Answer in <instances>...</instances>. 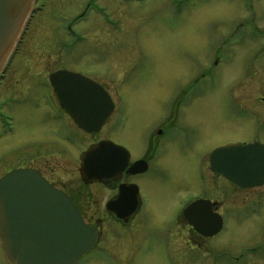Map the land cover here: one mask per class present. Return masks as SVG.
I'll return each mask as SVG.
<instances>
[{
    "label": "rangeland",
    "instance_id": "obj_1",
    "mask_svg": "<svg viewBox=\"0 0 264 264\" xmlns=\"http://www.w3.org/2000/svg\"><path fill=\"white\" fill-rule=\"evenodd\" d=\"M34 4L41 9L28 21L18 57L0 83V178L17 168V145L46 133L48 74L55 69L89 71L120 96L128 111L123 138L138 152L142 131L170 115L176 96L184 95L185 101L192 96L177 114L188 130L176 128V141L166 145L161 172L145 182L147 213L152 216L143 236L150 241L149 248L132 256L125 251L123 258L105 262L92 260L90 252L79 264H173L174 255L164 244L170 237L166 229L179 219L178 212L192 194L211 197L224 214L225 226L212 239L191 237L185 227L171 232L181 264H264V185L239 188L208 171L206 160L222 145L264 142V53L259 55L264 35L256 32H264V0H34ZM81 14L86 19L74 23ZM67 47L76 50L67 54L63 51ZM206 71L208 78L183 93ZM57 172L73 188L80 185L73 166L64 167L59 160ZM140 222L122 229L118 240L108 239L106 229L104 240L108 246H122L129 232L130 245L136 244ZM254 245L262 250L240 263L217 259L223 251L237 256ZM0 264H8L1 249Z\"/></svg>",
    "mask_w": 264,
    "mask_h": 264
},
{
    "label": "flooded vegetation",
    "instance_id": "obj_2",
    "mask_svg": "<svg viewBox=\"0 0 264 264\" xmlns=\"http://www.w3.org/2000/svg\"><path fill=\"white\" fill-rule=\"evenodd\" d=\"M83 18L86 19V17L81 14L78 20ZM76 21L77 20L74 19V23H77ZM260 30L261 29L256 32L260 35H264V32L262 33ZM71 34L76 35L73 32ZM21 43L22 41L19 46ZM19 46L18 48L16 47L14 54L11 56L3 72V76L0 78V83L3 79L8 77L18 57L20 50ZM259 47L263 48V52L259 54L261 55L264 53V46L260 44ZM75 50L76 48H63V51L67 54ZM219 54L220 53L216 55V58ZM220 59L221 58H218L215 65L218 64ZM30 67L32 66H28L27 69ZM59 70H68L82 74L100 84L109 93L114 108L109 121L103 125L100 130L96 132H87L76 123L69 109H80L83 108V105L78 104L71 106L68 104L63 106L61 104L59 98H57L54 93L53 86L49 79L51 74ZM33 73L36 74V71ZM209 73L210 71H206L198 75V77L192 80L187 87L188 89L184 90L183 93L194 90L201 80L208 78L204 76H207ZM37 74L43 75V72L39 71ZM48 79L49 85L47 87L50 90V95L46 97V101L49 112L46 121L43 122L46 133L35 139L31 137L32 139L30 138L28 142L17 145V169H32L37 171L49 185L63 192L70 198L83 221L98 232L99 240L97 244L87 252L77 264H79L90 252H94V256L90 257L92 260L105 262L104 260L114 261V256L123 258L125 251L132 256L148 249L150 241L143 236V227L147 224L145 223L146 221L150 223V216L152 215L147 213L146 202L149 200V197L144 188L153 180V174L161 172L160 165L166 145L173 144L176 141V128L181 126L188 130L187 127L182 126L186 125L185 123L181 120L180 122L177 121V114H181V107H187V105L192 102V96H190L189 98L191 99L187 101H185L183 98L184 95L182 94L176 96L171 106L170 115L164 116L157 123L142 131L141 137L137 141V145L139 146L138 152L136 146L131 144L128 138H123L122 130L127 133L125 129H122L128 116L127 108L121 102L120 96L118 98L114 96L103 80L93 76L89 71L87 73L86 71L72 69L68 66H63L51 71L48 74ZM64 100L80 101L77 97H65ZM262 101H264V98H262ZM173 112H177L176 116L172 115ZM92 146H95L96 149L97 175L94 180L86 181L83 179L81 173L82 158ZM59 160L62 161L64 167L73 166L80 177V185L78 187L74 186L75 188H73L71 182L65 176L57 172ZM206 160L208 162V171L223 177L212 170L210 155H208ZM104 161H107L108 164L105 169L102 166ZM67 172L69 173V171L66 170L65 174H67ZM207 175L208 172L206 171L205 176ZM146 181H148L147 184L145 183ZM226 181L228 180L226 179ZM197 200L210 201L214 204L212 206V212L219 213L223 219V227L220 232L224 229L225 217L223 213L219 212V208L214 203L215 201L207 195L199 194L198 196H193L192 194L188 201H186L183 211L178 212L180 216L179 219L177 220L175 218L171 222L172 225L166 229V234H169L170 237H167L166 241L163 238L161 240L162 242L165 241L164 244L166 243L169 253L174 255L172 258L173 264H176L177 261L181 264L176 246L173 243L175 237H173V233L171 235V232H174L175 229L185 227L188 233H192L191 237L194 235L201 239H212L220 233L218 232L213 236H205L197 230L204 229L198 226L200 224L194 225L189 222L185 213L186 209ZM203 212L207 214V211ZM140 214H142V217ZM140 217L141 220H139ZM194 217L195 216H193V218ZM51 221L52 223L57 222L59 225L63 226L65 218L64 215L57 216V218L52 217ZM136 222H140V227L135 230L139 232L138 242L136 244L130 245V240L133 237L128 232L126 235H128L129 239H125L122 246H117L116 243L108 246V242L104 240L106 229L109 234L107 237L108 239L118 240L120 239L118 236L121 235L120 231L122 229L126 231L129 230ZM157 225L159 224L154 225V227ZM126 235L123 233L121 239H124ZM192 240L195 242L194 246L197 245L194 238ZM109 247H112V251ZM0 249L4 255L1 238ZM260 250H262V247L259 248L254 245L253 247L251 246L241 250L237 256L231 254L229 251H223L218 254L217 259L226 258L231 259L233 262L240 263L249 258V256L258 254Z\"/></svg>",
    "mask_w": 264,
    "mask_h": 264
},
{
    "label": "water",
    "instance_id": "obj_3",
    "mask_svg": "<svg viewBox=\"0 0 264 264\" xmlns=\"http://www.w3.org/2000/svg\"><path fill=\"white\" fill-rule=\"evenodd\" d=\"M34 0H0V74L22 34ZM50 82L61 104L83 105L69 109L76 123L88 132L105 125L114 104L109 93L94 80L68 70L50 75ZM77 97L80 101H65ZM96 149L83 157L82 177L96 178ZM211 168L241 188L264 185V143H230L216 148ZM103 162V168L107 166ZM214 204L198 200L186 209L187 219L205 236L216 235L223 219L212 212ZM207 211V214L205 212ZM64 215V225L51 218ZM193 216H195L193 218ZM207 226V227H205ZM0 238L9 264H77L98 242V232L80 217L74 203L49 185L32 169H14L0 179Z\"/></svg>",
    "mask_w": 264,
    "mask_h": 264
}]
</instances>
